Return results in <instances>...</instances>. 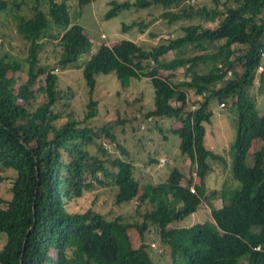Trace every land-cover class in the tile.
I'll return each mask as SVG.
<instances>
[{
  "label": "trees",
  "instance_id": "16d2710c",
  "mask_svg": "<svg viewBox=\"0 0 264 264\" xmlns=\"http://www.w3.org/2000/svg\"><path fill=\"white\" fill-rule=\"evenodd\" d=\"M78 1L82 11L95 0ZM213 3L209 8L196 0L113 2L106 19L133 7L161 5L167 10L162 18L169 24L184 22L187 26L180 36L147 49L127 40L116 49L101 45L84 65L91 95L84 119L57 126L65 117L57 107L63 99L71 101L72 92L69 89V97L59 89V76L40 65L41 40H58L63 55L59 64L64 67H73L89 53L92 42L82 26L72 23L67 0H32L27 15L21 10L24 1L0 0V13L18 11L17 32L29 44L28 80L16 86L14 75L23 63L3 53L0 43V170L15 171L10 199L0 195V235L6 234L0 264H162L163 250L155 262L148 252L154 249L153 241L143 239L150 228L169 247L173 264H264V114L258 113L250 93L260 68L264 81V0ZM208 18L219 20L215 28L194 22ZM235 45L245 49L235 52ZM170 52H175V57L165 60ZM183 69L188 80L174 82L175 74ZM100 74H116L123 88L129 87L132 79L151 81L154 109L146 118L181 123L171 131L180 137L181 154L190 162V177L174 167L165 182L142 184L128 151L116 142L109 124L101 128L87 124L97 115L98 102L92 95ZM43 75L45 84L30 91L28 87ZM188 88L203 99L191 102ZM38 92L45 94L46 101L36 105ZM212 100L225 108L231 103L238 112L231 151L233 179L239 187L219 190L206 182L212 169L210 161L222 160L205 144ZM101 139L112 142L121 155L109 152L99 143ZM256 142L261 147L249 164ZM93 146L99 155L92 156ZM97 184L113 186L116 205L138 199L141 205L152 207L150 199L158 194H164L166 202L143 213L142 224L110 218L92 209L67 211L73 198L92 191ZM218 200L222 205L214 204ZM204 205L211 221L173 227ZM133 229L142 238L139 247L132 242Z\"/></svg>",
  "mask_w": 264,
  "mask_h": 264
},
{
  "label": "rangeland",
  "instance_id": "374dc122",
  "mask_svg": "<svg viewBox=\"0 0 264 264\" xmlns=\"http://www.w3.org/2000/svg\"><path fill=\"white\" fill-rule=\"evenodd\" d=\"M13 1V0H7ZM24 1L22 12L26 15L30 13L32 0ZM60 1V0H58ZM136 0H95L85 7H79L78 0H67V4L72 16V23L79 24L84 28L85 34L92 42V49L89 53L83 54L72 66H61L59 61L62 59V51L58 40L42 39L44 44L43 51L39 55L40 65L50 67V70L59 76V89L70 97L71 101L63 99L57 109L63 111L65 117L56 122L61 126L69 120L81 122L87 112V105L91 99L89 88L83 75L84 65L91 56L97 52L99 47L106 43L111 48L116 49L125 40L136 42L146 49L151 45H156L162 40L176 38L183 34V28L187 23L177 22L169 24L162 18V14L167 12L161 5L151 7H133L129 10L120 12L112 19H106L105 15L111 8L113 2ZM209 8L214 6L213 0H196ZM81 12V15H80ZM21 13V12H20ZM18 11L9 9L0 13V43L3 45V53L10 54L13 58L23 63L21 71L14 75L16 86H20L28 80V64L26 58L29 44L19 35L16 26V17ZM22 14V13H21ZM30 14L28 17H31ZM195 23H202L206 28H215L219 22L218 19L195 20ZM155 37V38H154ZM218 47V46H217ZM235 52L245 49L244 46H233ZM175 52H170L164 59H173ZM147 64V63H145ZM153 64L150 63L149 66ZM185 69L179 70L173 78L174 82L188 80L185 77ZM262 69L257 72L255 85L250 90L251 95L257 103V110L260 115L264 114V81L260 75ZM164 75H168L167 72ZM45 76H41L37 82L31 84L30 91H38L45 84ZM97 86L92 98L98 102L97 115L87 122L94 127H103L109 124L110 131L116 136V142L121 144L129 155V160L136 166V178L142 184H159L165 182L176 167L187 177L191 176V166L189 160L182 156L180 151V137L173 133L171 129L178 128L181 123L170 118H146V114L154 109V87L147 78L140 80L132 79L130 86L123 88L116 74H100L96 77ZM189 99L193 103L201 101L203 97L196 96L192 89L188 88ZM36 105L44 103L46 96L38 92L36 95ZM65 104H69L66 108ZM173 105H176L175 103ZM210 108L213 111L211 122L205 125L206 137L205 144L209 150H212L222 160H211L212 167L207 176L208 187H215L222 190L239 187V183L233 179L232 174V151L231 145L235 141L237 133L238 112L232 104L223 108L217 100L210 102ZM73 113L67 118V114ZM105 148L113 155L120 156L121 152L113 148V143L106 139L99 140ZM261 147L256 142L248 157V163H253V154ZM92 156L99 155L97 148L90 147ZM158 159V163L151 162ZM14 170H0V195L9 199L10 190L13 185ZM198 182L199 179L195 177ZM10 188V189H9ZM143 193V190L141 191ZM162 193V192H161ZM163 194V193H162ZM169 199V198H168ZM151 205H141L138 199L121 205L115 204V190L113 186L96 185L92 191L84 192L83 195L73 198L66 206L68 212H86L92 209L110 218L121 217L127 223L138 222L142 224L143 213L151 211L153 207L162 206L166 202L165 195L158 194L152 200ZM171 200V199H169ZM216 206L222 205L221 201H214ZM211 221L209 208L202 206L195 214L186 218L183 222H178L173 227H190L198 223ZM133 244L139 247L142 238L138 230L130 231ZM143 239L146 243H151L152 248L148 252L152 259L157 262L159 251L163 255L160 257L162 264H173L170 249L162 243L159 233L150 228L144 233ZM6 242V234L0 235V249ZM162 248V249H161ZM72 248L70 247V250ZM71 252V251H69ZM183 262L182 264H184Z\"/></svg>",
  "mask_w": 264,
  "mask_h": 264
},
{
  "label": "crops",
  "instance_id": "0c3cea01",
  "mask_svg": "<svg viewBox=\"0 0 264 264\" xmlns=\"http://www.w3.org/2000/svg\"><path fill=\"white\" fill-rule=\"evenodd\" d=\"M4 198V197H3ZM5 200H8L7 198H4ZM9 199H10V197H9Z\"/></svg>",
  "mask_w": 264,
  "mask_h": 264
},
{
  "label": "built area",
  "instance_id": "2783aa9c",
  "mask_svg": "<svg viewBox=\"0 0 264 264\" xmlns=\"http://www.w3.org/2000/svg\"><path fill=\"white\" fill-rule=\"evenodd\" d=\"M261 69V68H260ZM230 74V73H229ZM222 107H224V105H222Z\"/></svg>",
  "mask_w": 264,
  "mask_h": 264
}]
</instances>
